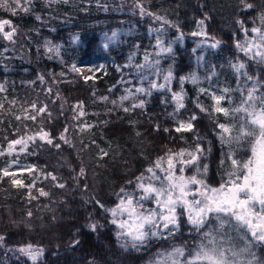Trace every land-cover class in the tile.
I'll return each instance as SVG.
<instances>
[{"label": "trees", "instance_id": "1", "mask_svg": "<svg viewBox=\"0 0 264 264\" xmlns=\"http://www.w3.org/2000/svg\"><path fill=\"white\" fill-rule=\"evenodd\" d=\"M246 2L253 9H245L241 0H31V4L20 0L28 12L8 0L15 14L0 7V20H9L16 28L11 41L0 34V148L6 150L9 141L41 129L53 140L49 145L37 138L29 141L26 152L0 157V169L12 161L29 162L40 174L36 181L29 172H20L25 181L22 188L12 185L13 177H0V237L4 238L0 264H33L19 251L22 246L11 240L18 232L33 247H43L35 264H140L152 242L194 235L196 229L183 209L177 210L178 231L149 239L138 249L122 247L125 239H117L118 229L108 238L104 223L114 225L107 210L123 198L121 188L138 199L137 178L144 176L147 181L151 174L146 170L169 151L202 148L197 163L201 169L208 167L206 176L215 183L226 178L230 151L237 159L247 157L245 143L221 142L218 124L239 127V122L216 113L212 99V94L225 95L222 106L231 110L254 82L264 92V63L237 48L255 35L251 29L260 26L264 0ZM238 21L249 30L247 36ZM201 29L206 35H193ZM114 32L117 35L109 42ZM158 37L171 52L156 47ZM46 40L59 43L58 55L48 51ZM216 41L219 45L212 47ZM146 55L151 65L145 63ZM239 63L245 65L241 73L233 68ZM73 64H101L103 68L83 82L72 74ZM169 71L172 79L165 84ZM152 83L165 86L152 88ZM141 87L149 94L136 91ZM225 88L229 92L224 93ZM173 93L183 94V108L177 110ZM125 96L129 98L121 100ZM141 102L143 108L132 107ZM33 104L37 109L47 106V111L37 114ZM81 104L83 116L77 107ZM32 115L35 121L28 118ZM193 115L191 131H175L179 121L186 122ZM116 125L126 132H111ZM41 189L48 195H40ZM149 202L142 201L144 206ZM87 224L97 246L95 255H83L74 248L53 254L41 244L73 236Z\"/></svg>", "mask_w": 264, "mask_h": 264}, {"label": "snow or ice", "instance_id": "2", "mask_svg": "<svg viewBox=\"0 0 264 264\" xmlns=\"http://www.w3.org/2000/svg\"><path fill=\"white\" fill-rule=\"evenodd\" d=\"M17 7H22L24 12H28L29 8L22 6L20 0H13ZM26 4H31V0H25ZM245 9H253L252 3H247L246 0H241ZM140 7L141 14L145 10L142 5ZM0 7L7 11H12L15 14V9L10 8L8 0H0ZM152 15V13H148ZM40 19L39 16L36 17ZM157 20H163L164 23H169L163 17H156ZM260 26L253 27L251 32L255 35L246 39L243 44H237L245 55H250V58H259L261 63H264V12L259 14ZM203 25V21L199 22ZM241 29L248 34V29L244 27L243 21H238ZM11 28L10 31H5V27ZM0 34L6 40H13L16 34V28L11 25L9 20H0ZM116 33L108 38L111 42L115 39ZM193 35H206L201 29L200 32L193 33ZM78 39V37H77ZM216 41L212 47L219 45ZM105 49L108 48V43L103 45ZM156 47L161 52H171L170 46L164 47L163 41L158 37ZM59 54L58 46L49 47L48 51H54ZM145 63L150 64L148 56H145ZM159 64V60L155 62ZM154 66V65H152ZM138 68H143L144 65H138ZM237 73H241L245 69L243 63L233 65ZM72 71L81 73L82 70L77 68L75 64L72 65ZM89 71H92L89 69ZM246 74V73H245ZM63 75V73L61 74ZM92 76H85V81L92 79ZM43 79V77H41ZM172 79V72L169 71L164 76L165 84ZM249 80L253 78L248 77ZM195 82V77H193ZM165 85L151 84L152 88H163ZM0 90L2 86H0ZM131 91V90H129ZM137 92L149 94L144 88L136 89ZM201 91H205L201 89ZM243 91L244 90H240ZM224 93L229 92V89H223ZM129 97H122L121 100H126ZM173 99L176 102L177 110L184 107L183 94L173 93ZM214 101L213 109L216 113H222L225 117H232L234 121L239 122V127L235 123L228 125L219 123L220 139L222 143L232 144L236 143L238 146L242 143L247 145L248 155L246 158L237 159L234 152L228 153L230 160V169L226 172V178H222L219 186H212L206 180L208 167L204 166L203 171L197 161L200 159L199 153L203 149L197 146L195 152L180 151L173 153L169 151L166 157L158 158L153 167H149L146 171L151 175L145 181L144 176L137 178L136 188L139 189L141 195L137 199L135 196L125 192L121 188L123 198L115 208L108 209L111 212L113 219L111 223L116 225L120 230L117 233V239L127 237L122 247L127 248L129 245L132 248H139L144 245L150 238L159 237L162 233L160 229L166 230L169 235H173L175 231L179 230V215L178 209H183L187 214V221L194 229H202L210 218H213L217 224L214 229L205 231L203 233L204 240L195 245L192 249H187L184 246L174 247L167 254H160L162 259H156L152 264H264V260H260L253 251V242L256 244H264V92H260V87L257 83L247 89L246 95H243L239 105L231 110L222 106L225 101V95L212 94ZM81 108L80 116L85 113L82 110V104L77 105ZM133 108H143V102L133 104ZM198 107H200L198 105ZM36 109L37 114H43L47 111V106L37 109L36 105H32ZM124 111H129L124 108ZM201 111H205L201 107ZM50 116L51 113H48ZM20 119L19 116L16 117ZM33 121L36 120V115L28 117ZM196 119L193 115L188 121H179L176 127V132L191 131L193 129L192 121ZM83 130V129H82ZM235 131V135L233 132ZM39 138L40 141L49 145L53 144L50 134L43 129L39 132L21 136L20 138L9 141L7 149L0 148V157L5 155L18 154L19 152H26L29 146V141H35ZM61 140L68 142L64 135L60 136ZM59 147V145H56ZM106 155V153H105ZM187 157V158H185ZM18 161H12L7 167L0 169V177H13L11 183L15 187H24L20 179L15 178L17 172L12 169L13 165ZM197 164L196 171L198 175L185 176L183 175L184 168ZM177 165H180V173L177 174ZM25 170H34L32 166H28ZM160 173H163L161 177ZM83 175V169H81ZM56 180L55 176L51 177ZM158 182V183H157ZM63 188V184L57 185ZM193 186H196L193 188ZM40 195L47 196L48 193L40 190ZM142 201H153L155 208L145 209ZM99 203V201H97ZM103 207V205H100ZM31 216V212L28 213ZM126 217V218H125ZM93 231L96 230V225H91ZM231 228L232 231L240 232L239 240L243 245L238 249L232 245V238L228 236L227 230ZM0 237V242L3 241ZM206 241V242H205ZM78 243V241H77ZM229 245V246H226ZM19 251L28 256L35 264L37 258L42 255V249H34L32 245L20 248ZM230 254V255H229Z\"/></svg>", "mask_w": 264, "mask_h": 264}, {"label": "rangeland", "instance_id": "3", "mask_svg": "<svg viewBox=\"0 0 264 264\" xmlns=\"http://www.w3.org/2000/svg\"><path fill=\"white\" fill-rule=\"evenodd\" d=\"M45 46H47L48 48L53 47V46H59V43H57L54 40H46ZM77 68L81 69L82 72L77 73V72L72 71V69H71L72 74L74 76H76L78 79L85 82V79H84L85 76L94 77V76H96V73H98L99 70H101L103 67L101 64L100 65L91 64L90 66H88L87 64H83L82 66L77 65ZM89 69H91L92 71H89ZM217 95H219V94H217ZM110 131L113 133H115V132L125 133L126 132V130H124V128L122 126H119V125L111 127ZM17 151H18V153H22V152H19V146H17ZM197 164H193L194 165V166L192 165L193 168H191L189 171L184 168L183 175H185V176L198 175V173L196 171ZM28 166H32L31 163H29V162L23 163V164L16 163L13 165L12 169H10V170H15L17 172L16 178L20 179L22 181V183H25V181H23V177L20 175V172H29L30 175L33 176V178H35L37 181L38 176H40V174H37L34 170H32V171L25 170ZM32 167L34 169V166H32ZM179 169H180V167H179ZM202 171H203V169H201V172ZM177 174L178 175L181 174L180 171L177 172ZM205 178L210 185H212L214 187L219 186V183H217V182L215 183V181L212 180L211 176L210 177L206 176ZM195 187L196 186H193V188H195ZM145 208L153 209V208H155V203L153 201H150L149 203H146ZM110 214H111V212H110ZM111 218L113 219L112 216H111ZM79 222H80V220H79ZM216 224H217V222L213 218H210L208 220V222L206 223L204 228L199 229V230L196 229V232L194 233V235H190L189 238H185L183 240L177 239L175 241L168 242V243L164 242V241H160L157 244H154L156 242H152L150 249H147L148 251L145 252L141 256L140 264H152V262L154 260L163 258V256L160 254H167L174 247L184 246L187 249L194 248L195 245L199 244L202 240H204L203 233L205 231L214 229ZM88 225L89 224L81 227L82 229H80L77 232V234H75L73 236H66V237L62 238L61 240L59 239L57 241H50V242H46V240H44V242L41 244L46 249L48 248L50 253H53V254L68 253V251H72V248H74L75 251L79 252L80 254L89 255V256L95 255L97 246H95V244L93 242V234H92V231L90 229V225L89 226ZM104 226H105V233H106L105 235L108 238L110 237V235H109L110 233H113L114 231H117V229H118L116 227V225L106 226V223H104ZM160 232H161V230H160ZM18 233L19 234H13V236L11 237L12 241L20 244V246H22L21 248L26 247L27 245L31 244V243L27 242L26 239L23 238L22 233L21 234H20V232H18ZM227 233H228V236L232 238V245H234L237 249L243 245V242L239 240V235L243 234V230H240V232L238 233V232L232 231V229L229 228L227 230ZM164 236H168L167 231L165 234H161L159 237H152V238L153 239H160ZM122 238L125 240L128 239L127 237H122ZM122 238H121V240H123ZM152 238H150V239H152ZM77 241H78V243H77ZM149 244H150V242H149ZM31 245H33V244H31ZM152 245H153V247H152ZM226 246H229V245H226ZM33 248L36 249L37 247H33ZM41 248L43 250V247H41ZM253 251L256 253V256L260 260H264V248L262 247L261 244H256L255 242H253Z\"/></svg>", "mask_w": 264, "mask_h": 264}]
</instances>
